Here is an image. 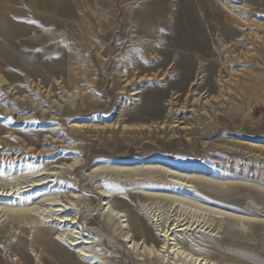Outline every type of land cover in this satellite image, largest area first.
Returning <instances> with one entry per match:
<instances>
[{
  "label": "rangeland",
  "instance_id": "rangeland-1",
  "mask_svg": "<svg viewBox=\"0 0 264 264\" xmlns=\"http://www.w3.org/2000/svg\"><path fill=\"white\" fill-rule=\"evenodd\" d=\"M256 77L264 0H0V264H264Z\"/></svg>",
  "mask_w": 264,
  "mask_h": 264
},
{
  "label": "bare ground",
  "instance_id": "bare-ground-1",
  "mask_svg": "<svg viewBox=\"0 0 264 264\" xmlns=\"http://www.w3.org/2000/svg\"><path fill=\"white\" fill-rule=\"evenodd\" d=\"M241 26H244V25H241ZM205 78V77H204ZM222 81V80H220ZM255 84L256 86H259L260 88H264V78H260V77H256L255 79ZM207 84V79H204L202 80L200 83H194L192 82L188 89H187V92L188 93H192V92H201L202 89H204V87L206 86ZM196 85V89L195 90H191V87L192 86H195ZM221 91H219V94L217 95V98L218 97H224L225 95L229 94V92H231V88H230V85L228 84V82H226L225 80L222 81V84H221ZM213 88V87H212ZM214 90V88H213ZM246 92H248L247 90H245ZM207 92H212V89L208 90ZM228 92V93H227ZM249 93V92H248ZM232 94V93H231ZM237 108H240L241 107V103H237L236 105ZM178 115V114H177ZM175 118V117H174ZM217 119V117H216ZM179 122V121H177ZM216 128L213 127V131H215ZM211 132V131H210ZM18 153H8V154H5L7 155L6 157L3 156L4 154L0 155V160H5V158L7 159H13L15 157V155H17ZM219 158V157H218ZM6 159V160H7ZM211 160V158H209ZM221 159V158H220ZM216 160H219L216 158ZM229 163H226V165H228ZM168 166V169H171L173 168V165L172 164H168L166 165ZM116 171H122L123 169H120V168H115ZM148 171H153L154 173H157V172H165L164 175L166 176H172V175H175L174 173H170L168 172V170L164 171V169L162 170L161 168H158V167H149V169H146ZM48 171V170H46ZM255 174L259 173L260 169L256 168L255 169ZM172 174V175H171ZM260 175H264V172H260L259 173ZM52 177V174H51V171L47 172L46 174V177L45 178H42L41 180H36V181H33L32 183L35 184V183H38V182H45V180H47L48 178ZM173 177V176H172ZM176 177V176H175ZM182 177V176H181ZM40 178V177H39ZM186 178V177H184ZM181 179V178H180ZM51 182V181H49ZM28 183V182H27ZM45 183H43L42 185H34L35 188H37L38 186H44ZM168 189V188H167ZM178 189V188H177ZM191 189V188H190ZM179 190V189H178ZM13 194V193H12ZM2 195H0L1 197ZM9 195H5V198L8 197ZM50 203H44V202H49ZM71 201V200H69ZM42 204L45 206H48L47 208H45L43 210V212H41L40 215H42V213H46L44 216H45V219L46 221L45 222H56V224L58 226H63V227H66L69 231L70 234H72L71 236H73V234L75 236L71 237L70 238V235L68 240L69 242H66V244L73 248V249H78L76 248L78 245H82V248L78 249L77 250V253L79 256H82L83 258H88V259H91L93 258L91 254H89L88 250H85V248L87 247H84L86 244H88V240H86V238H84L83 236V233L81 234L80 232V228L78 227V213H76V210L73 209V208H68L67 205H70V204H66L65 206H62L61 204L63 202H61V204H58V203H54V202H58L55 197L53 198H43L42 199ZM7 211L11 214L13 213H16L17 215L23 213V212H28V210H24V209H7ZM72 213V214H71ZM13 216V215H12ZM22 215L18 216V218H21ZM16 217V215H15ZM182 227V226H181ZM186 230V229H185ZM167 233H165L164 235L162 234H159V237L162 238V246L165 245V237H166ZM62 236V235H60ZM167 238V237H166ZM90 243V242H89ZM197 261V260H196ZM93 262V261H92Z\"/></svg>",
  "mask_w": 264,
  "mask_h": 264
}]
</instances>
